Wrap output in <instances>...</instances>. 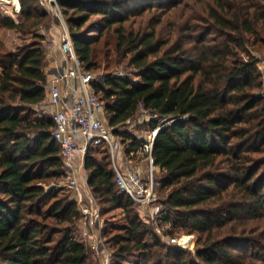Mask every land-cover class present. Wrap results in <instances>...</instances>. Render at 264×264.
Returning <instances> with one entry per match:
<instances>
[{
    "label": "trees",
    "instance_id": "1",
    "mask_svg": "<svg viewBox=\"0 0 264 264\" xmlns=\"http://www.w3.org/2000/svg\"><path fill=\"white\" fill-rule=\"evenodd\" d=\"M56 1L85 71L114 41L122 70L97 76L92 90L126 158H137L143 142L133 130L161 127L152 148L155 223L164 235L196 237L194 254L165 242L117 184L108 147L90 146L84 169L100 213L122 212L121 222L101 224L109 264H264V94L251 52L264 47V0H209L199 18L205 28L197 33L189 19L172 44L158 27L176 0ZM20 3L17 23L0 13V264H100L74 235L77 203L55 184L46 188L65 177L44 109L41 30L50 15L44 0ZM153 11L159 16L146 18ZM93 16L101 27L87 38ZM4 30L28 41L11 50ZM141 109L155 118L132 126Z\"/></svg>",
    "mask_w": 264,
    "mask_h": 264
},
{
    "label": "built area",
    "instance_id": "2",
    "mask_svg": "<svg viewBox=\"0 0 264 264\" xmlns=\"http://www.w3.org/2000/svg\"><path fill=\"white\" fill-rule=\"evenodd\" d=\"M44 4L48 13L62 25L59 36L62 65L55 68V80L47 86L48 112L54 122L52 137L60 146L65 171L61 185L69 188L74 195L73 200L81 213L82 235L85 239H90L89 224L94 222L98 228L101 222L96 201L87 185V174L84 169L88 148L101 145L108 147L117 184L137 203L138 208L143 210L155 195L153 174L157 167L152 158V148L154 137L161 127L151 129L136 153L145 158L147 162L145 170L138 166L121 164L119 158L122 146L114 135L113 128L105 123L104 106L92 90L91 82L96 77L82 68L57 1L44 0ZM20 12V0H0V13L3 16L17 23ZM56 81L65 83L64 91ZM141 111L147 113L143 109ZM186 238L189 240L186 241ZM191 241L190 235L170 238V243L181 249H186ZM99 245L92 247L99 248Z\"/></svg>",
    "mask_w": 264,
    "mask_h": 264
},
{
    "label": "rangeland",
    "instance_id": "3",
    "mask_svg": "<svg viewBox=\"0 0 264 264\" xmlns=\"http://www.w3.org/2000/svg\"><path fill=\"white\" fill-rule=\"evenodd\" d=\"M176 1L178 2V5L175 8L171 9L167 14H165V16H163V21H162L163 23L160 24V26L158 27L160 29L159 30L160 35L164 39L170 38L169 44H172L178 38L185 37L187 35V33L183 30V28L189 19L192 20L191 24L193 26H195V31L197 33H199V30L205 28L202 25V23H200L199 18H200V16H202L204 14V12H203L204 6L206 5L207 1H209V0H176ZM44 5L45 4H43V6ZM152 14H154V17L159 16V15H155L156 14L155 11H153V12H151L145 16H146V18H150ZM139 20H140V18H137L134 21H132L131 26L132 27L137 26V23L139 22ZM64 22H65V20H64ZM65 25H66V23H65ZM61 26L62 25L60 22H58L56 19H54L51 15L49 16L48 25L45 26V28H42V30H41V34H43L45 36L44 42H45L46 46H47L48 41L51 40L55 35L58 37V42H59V36L62 32ZM100 27H101L100 17L93 16L90 19V21L84 27L85 28V36L87 38L96 37L98 35V31H99ZM1 40L7 48H9L11 50H15L18 47H20L23 43L27 42L28 37L22 36L17 31H14V30H4L1 34ZM102 40L103 39H101L99 41L98 45L96 46L97 49H98V47L99 48L102 47V45H101ZM114 44H115L114 41L109 43V54H108L107 58L104 57V48L101 51H99V53L97 52L98 57L96 59L97 60L96 68H95V70H93V72H91L96 78H97V76H100L103 73L117 74V73L121 72L122 67H123V63H118L116 61ZM187 46H190V43H188ZM251 52L258 59V69H259L260 74L262 76V82H263V90L261 91V93L264 94V47H260V49H258V50L252 49ZM154 118H155V116L152 113H149V112L144 113L141 110H139L137 115L131 121V125L142 127L143 124H145L147 121H150ZM105 123H107L106 120H105ZM161 123H162V121H161ZM133 131L139 138L144 139V137L147 136V134L151 131V129L147 125L146 127H142L141 130H133ZM120 156H122V157L124 156L123 155V148H121ZM126 159L127 160L122 161L123 164H126V166H130V167L138 166L142 170H145L147 167V162H146L145 158L140 156V155H137V158H134V159H128V158H126ZM122 162H121V164H122ZM118 163H119V160H118ZM158 175H159V173H158V168H157V170L153 174V178L155 176H158ZM54 184L57 185V187L63 188L65 193L70 195V197L73 199L74 195L71 193L69 188L61 185V181L57 182V183L47 184L46 188H49L50 186H53ZM92 196H93V194H92ZM156 196H157V194L155 191V195H154V198L151 201V203L148 206H146L143 210L141 208H138V209H139V212L141 214V217L146 222H148L149 225L154 226L156 233L159 236H161L165 242L171 244L170 238H172L173 236L164 235V229H166V227L156 226V223H155V217L161 208L160 205L157 204V202L155 200V198H157ZM158 197L160 198L162 196L158 195ZM154 200H155V202H154ZM96 204H97V202H96ZM77 208H78V205H77ZM97 208H98L99 219H100L101 224L103 223L104 220L115 221V222H121L122 221L121 220L122 212L120 210L105 212L104 214H101L98 204H97ZM78 211L80 212L79 208H78ZM80 219H81V213H80ZM101 224L97 228L96 224L94 222H91L89 224L91 238L85 239L82 235L83 226L79 220V228H78V231L74 232V235L76 237H78L79 240H82L83 242L85 241L86 243L91 245V247H92V245L97 246L98 244H100L99 248L98 247L94 248L96 253H98V254L100 253L98 255L101 258L100 260L103 259V261H99V262H100V264H109L111 252L103 244V239L101 238V235H100ZM190 236H192V241L189 244V246L183 250H186L189 253L194 254L196 237L194 235H190ZM175 238H178V237H175ZM98 256L95 255V258L99 259ZM96 263L97 262L95 259H91V261H89L88 264H96Z\"/></svg>",
    "mask_w": 264,
    "mask_h": 264
},
{
    "label": "crops",
    "instance_id": "4",
    "mask_svg": "<svg viewBox=\"0 0 264 264\" xmlns=\"http://www.w3.org/2000/svg\"><path fill=\"white\" fill-rule=\"evenodd\" d=\"M46 53H47V60H48V64L46 67L47 82L50 83L52 80H55V77H56L55 72H54L55 68L56 67L59 68L62 65L61 56L59 52V42H58V37L56 35L51 40L48 41L47 46H46ZM56 83L64 91L65 83L61 81H56ZM47 102H48V91L46 93L45 106H47ZM45 106H44V109L48 111L47 107ZM123 157L121 156L119 158L121 159L120 162L126 160L125 157L124 158Z\"/></svg>",
    "mask_w": 264,
    "mask_h": 264
},
{
    "label": "bare ground",
    "instance_id": "5",
    "mask_svg": "<svg viewBox=\"0 0 264 264\" xmlns=\"http://www.w3.org/2000/svg\"><path fill=\"white\" fill-rule=\"evenodd\" d=\"M185 240H186V241H188L189 239H188V238H186Z\"/></svg>",
    "mask_w": 264,
    "mask_h": 264
},
{
    "label": "water",
    "instance_id": "6",
    "mask_svg": "<svg viewBox=\"0 0 264 264\" xmlns=\"http://www.w3.org/2000/svg\"><path fill=\"white\" fill-rule=\"evenodd\" d=\"M45 107H47V109H48V106H45Z\"/></svg>",
    "mask_w": 264,
    "mask_h": 264
}]
</instances>
